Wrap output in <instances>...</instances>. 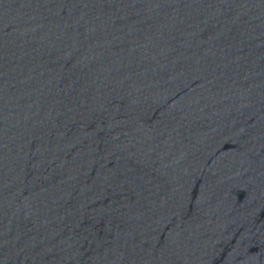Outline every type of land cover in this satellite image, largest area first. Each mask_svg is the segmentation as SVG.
<instances>
[{
	"label": "water",
	"instance_id": "water-1",
	"mask_svg": "<svg viewBox=\"0 0 264 264\" xmlns=\"http://www.w3.org/2000/svg\"><path fill=\"white\" fill-rule=\"evenodd\" d=\"M0 264H264V0H0Z\"/></svg>",
	"mask_w": 264,
	"mask_h": 264
}]
</instances>
